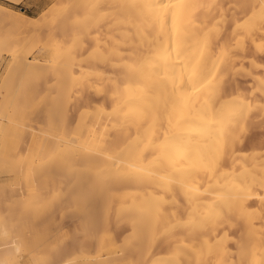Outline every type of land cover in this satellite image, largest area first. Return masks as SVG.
I'll return each instance as SVG.
<instances>
[{
    "label": "bare ground",
    "instance_id": "obj_1",
    "mask_svg": "<svg viewBox=\"0 0 264 264\" xmlns=\"http://www.w3.org/2000/svg\"><path fill=\"white\" fill-rule=\"evenodd\" d=\"M64 1L41 19L0 5V46L13 45L8 73L17 89L24 79L54 85L65 107V141H49L52 156L39 165L83 162L85 195L116 201L115 217L147 241L168 235L122 249L140 263L264 264V146L245 145L256 122L264 128V0ZM77 91L103 102L80 107L68 129ZM8 123L0 119V157ZM130 184L141 192H118ZM97 214L99 227L106 220Z\"/></svg>",
    "mask_w": 264,
    "mask_h": 264
},
{
    "label": "rangeland",
    "instance_id": "obj_2",
    "mask_svg": "<svg viewBox=\"0 0 264 264\" xmlns=\"http://www.w3.org/2000/svg\"><path fill=\"white\" fill-rule=\"evenodd\" d=\"M63 1L0 0V5L8 8L13 17L24 13L41 19ZM67 1L73 2H64ZM54 26H57L56 21H51L48 27L53 29ZM59 32L50 36L55 37ZM68 42L66 38L65 45L68 46ZM89 44L88 41L87 46ZM12 50L10 43L0 46V119L10 122L8 124L12 127L6 151L0 157V264H128L129 261L131 264H144L140 263L136 252L122 249L148 242L164 244V240H169L168 235L160 234L147 241L146 231H139L132 222L115 217L116 201L101 203L92 193L85 195L80 182V176L84 174L83 162H71L72 169L69 162H61V165L52 162L48 168L39 165L40 161L52 156L49 141H65L60 117L65 107L58 102L60 98L56 97L54 85L39 87L34 80L24 79L17 89L15 74L8 73ZM35 50L32 44L27 43L25 51L32 54ZM104 69L106 73L110 72L107 65ZM93 72L89 82L96 86L100 79ZM57 75V70L49 71L43 83L51 85ZM74 75L79 78L81 70L75 69ZM72 95L73 104L68 107V129L77 124L80 107H97L103 102L93 91H86L82 96L77 91ZM52 119L58 121L57 130L50 126ZM246 138L245 145L250 150L264 146L261 122H256ZM117 190L131 194L141 192L132 184ZM94 213H99L97 216L105 219L106 223L96 227L91 219ZM227 231L230 238L238 235L234 230ZM110 249L117 251L120 262L111 258ZM200 261L202 263L203 258Z\"/></svg>",
    "mask_w": 264,
    "mask_h": 264
}]
</instances>
